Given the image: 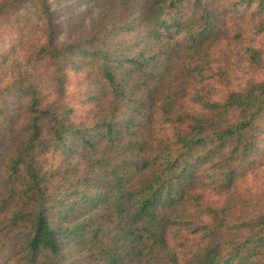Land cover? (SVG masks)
I'll use <instances>...</instances> for the list:
<instances>
[{
	"label": "trees",
	"instance_id": "trees-1",
	"mask_svg": "<svg viewBox=\"0 0 264 264\" xmlns=\"http://www.w3.org/2000/svg\"><path fill=\"white\" fill-rule=\"evenodd\" d=\"M84 1L65 29L55 0H0L37 61L0 83V264H264V195L239 192L264 165V0ZM202 79L231 89L192 98Z\"/></svg>",
	"mask_w": 264,
	"mask_h": 264
},
{
	"label": "rangeland",
	"instance_id": "rangeland-1",
	"mask_svg": "<svg viewBox=\"0 0 264 264\" xmlns=\"http://www.w3.org/2000/svg\"><path fill=\"white\" fill-rule=\"evenodd\" d=\"M54 8L59 15L58 19L60 18L61 24L65 29H75L87 25L99 12V7L87 5L84 0H55ZM8 26L10 25L0 21V83L12 79L19 73L37 68V61L31 53V48L28 47V42L32 37L29 29L23 26L17 28ZM261 40L264 43V37ZM242 47L243 45L238 44L236 52L240 53ZM235 65L241 69L244 67L239 65L238 59L235 60ZM232 85L235 86L234 90L239 86L237 81H233ZM230 86V83L227 84L225 82H210L209 79L198 80L195 91L192 93V98L196 94L203 96L213 91L224 93L231 89ZM260 167L262 168H259L256 174L247 177L246 185L242 184L239 191L247 198L246 201L249 204L253 205L257 202V207H260L258 201H261L264 195V165ZM251 195L252 197H250ZM189 245H192V243Z\"/></svg>",
	"mask_w": 264,
	"mask_h": 264
}]
</instances>
